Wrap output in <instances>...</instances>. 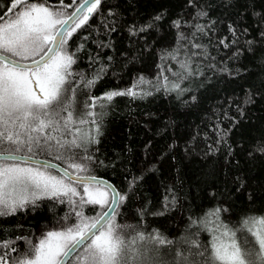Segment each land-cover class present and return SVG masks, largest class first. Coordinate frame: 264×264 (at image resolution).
<instances>
[{"label": "trees", "instance_id": "obj_1", "mask_svg": "<svg viewBox=\"0 0 264 264\" xmlns=\"http://www.w3.org/2000/svg\"><path fill=\"white\" fill-rule=\"evenodd\" d=\"M82 1L0 0V34L18 26L7 40L37 49ZM51 60L58 77L43 98L22 73ZM51 60L31 70L0 61V153L45 158L117 188L111 248L100 250L93 236L67 264H214L220 233L256 248L264 0H98ZM12 165L61 180L40 176L35 195L0 203V264H37L46 239L91 220L85 232L110 204L102 185L0 160ZM91 188L108 192V205Z\"/></svg>", "mask_w": 264, "mask_h": 264}, {"label": "rangeland", "instance_id": "obj_2", "mask_svg": "<svg viewBox=\"0 0 264 264\" xmlns=\"http://www.w3.org/2000/svg\"><path fill=\"white\" fill-rule=\"evenodd\" d=\"M19 1L21 0H17V2ZM25 29H28V27H25ZM44 29H49V27ZM18 31H21V29L18 26L13 25L8 27L4 32L10 34ZM51 32L47 35L43 34L41 36L40 41L43 43L40 44L37 49H32L29 45H26L24 48H19L22 45L7 40L8 35H6V33L0 34V43L11 49L9 51L13 53H10L12 56L22 61H29L37 58V56L49 46L55 33ZM22 74L26 85L30 88L34 86V89H38L41 96L46 98L49 95V92L52 91L53 83L58 77L56 60H51V62L41 68L23 72ZM1 82L2 81H0V84ZM81 135L85 136L86 134L84 131H81ZM0 170H4L6 173L5 176H0V203H7L14 200L17 201L35 195L34 193L38 192V187L41 184V178H44V182H46L47 178L61 180L60 177L55 176L53 173L45 171L44 169L34 170L18 165H12L7 167L0 166ZM28 170H31L32 172L35 171L34 175H39V177L35 178L29 176L27 174ZM88 191L93 200L99 205H108L110 197L108 192L92 188L88 189ZM90 223L91 220H85L78 229L71 230L66 234L58 233L57 239H51L52 237L46 239V241L42 243V246H39L37 264H56L64 253L67 244L77 238L90 225ZM255 233L256 248L258 251L250 244L247 245V248L245 245L242 246L240 242H237V240L228 233H220L216 237L213 250L214 264H264V221L259 223ZM97 238L99 240L93 241V243L99 247L100 250L105 252L111 248V224L109 222L97 233Z\"/></svg>", "mask_w": 264, "mask_h": 264}, {"label": "water", "instance_id": "obj_3", "mask_svg": "<svg viewBox=\"0 0 264 264\" xmlns=\"http://www.w3.org/2000/svg\"><path fill=\"white\" fill-rule=\"evenodd\" d=\"M98 0H83L72 12L68 15L59 27L56 29L52 40L44 53L33 60L22 61L10 57L2 52H0V61L19 69L31 70L46 64L58 51L61 42L68 31V29L74 24V22L86 11L91 5L96 3ZM0 160H14L20 162H26L31 164H36L39 166L50 168L59 174L63 175L67 179L77 183H93L99 184L106 187L111 193V201L107 209L98 217V219L79 237H77L64 251L56 264H67L69 259L76 253V251L82 247L90 238L93 236L97 237V233L103 228V226L110 220L114 214L118 202H119V192L112 182L109 180L93 176V175H80L75 174L62 165L36 156H30L18 153H0Z\"/></svg>", "mask_w": 264, "mask_h": 264}]
</instances>
